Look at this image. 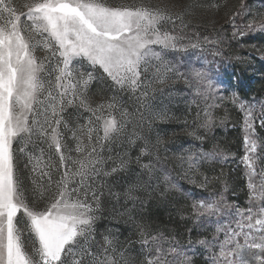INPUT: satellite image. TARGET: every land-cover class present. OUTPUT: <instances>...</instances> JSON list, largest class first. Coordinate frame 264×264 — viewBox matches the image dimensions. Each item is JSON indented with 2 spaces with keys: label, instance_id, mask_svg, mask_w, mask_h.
<instances>
[{
  "label": "snow or ice",
  "instance_id": "obj_1",
  "mask_svg": "<svg viewBox=\"0 0 264 264\" xmlns=\"http://www.w3.org/2000/svg\"><path fill=\"white\" fill-rule=\"evenodd\" d=\"M190 8L113 5L107 0H27L17 6L13 0H0V264H133L115 235L118 229L97 228L105 201L121 202L113 183L131 170L128 152L113 153L112 145L123 141L131 147L142 141L135 158L141 171L132 170L137 179L124 190L125 203L134 208L136 193L154 183L176 185L166 169L157 168L156 145L135 131L144 113L128 112L116 95L95 101L93 85L127 92L139 102L149 89L160 91L158 86L181 80L205 101L216 99L212 93L217 86L206 72L187 65L181 70L179 62L167 59L168 51L200 46L182 44ZM257 28L264 31V18L248 22L239 34ZM37 50L44 55L37 56ZM231 99L245 117L248 207L227 205L223 195L194 199V219L218 217L224 209H231L225 213L231 219L218 221L210 238L189 239L186 245L163 233L149 240L146 226L135 223L142 264H191L189 252L195 254L196 245L210 253L211 264H256L258 258L264 264V168L257 169V160L264 156L257 155L252 138L257 119L264 127V101L241 100L237 93ZM196 106L194 125L210 127L214 105ZM85 112L90 115L81 123ZM149 115L168 118L163 110ZM132 120L136 123L128 131ZM217 156L180 157L184 178L196 184L190 174L201 161ZM142 157L148 162L141 163ZM24 169L30 175L25 176ZM141 174L147 180H141ZM131 211L125 207L118 215L134 220Z\"/></svg>",
  "mask_w": 264,
  "mask_h": 264
},
{
  "label": "rangeland",
  "instance_id": "obj_2",
  "mask_svg": "<svg viewBox=\"0 0 264 264\" xmlns=\"http://www.w3.org/2000/svg\"><path fill=\"white\" fill-rule=\"evenodd\" d=\"M26 2L27 0H13V3L17 6ZM107 2L113 5L175 4L181 8L191 5L190 15L186 17L190 20V25L183 29V34L186 35L182 44L199 43L200 46L197 48L189 46L186 50L182 49L180 51H168L167 59L179 62L181 70H184V66L187 65L189 68L206 72L217 86L212 93V96L216 99L209 98L205 101L202 97L196 96L195 92L190 90L183 81L177 80L158 86L161 89L160 91L149 89V95L138 102L134 95L127 92L114 91L108 85H93V91L96 93L94 96L95 101L100 102L116 95L121 106L125 107L128 112L135 113L139 109L144 113L145 120L135 128V131L141 137L156 145L155 151L160 158L157 168L166 169L172 178V183L176 185L175 188H169L166 185L154 183L153 187H149L147 191H138L136 195L139 200L133 208L132 203L124 202L123 192L129 182H135L137 179L132 174V170L137 173L141 171L139 165L135 162V158L139 155V147L142 141L138 140L131 147H128L123 141H117L112 145L113 153L128 152V155L132 158L131 170L124 173L123 178L115 181V183H113L111 177L108 178V182L113 183V190L121 193V202L117 203L115 200L105 201L103 213L97 222V228L99 232H104L108 228L118 229L115 235L120 244L127 249L133 264H142L145 257L141 253V237L138 235L134 224L140 223L146 226L149 240L151 236H158L161 233L165 237H172L164 232L157 219L158 216H156L159 209H164V207H160L162 203L166 202L164 199H167L168 202L180 201L189 189L195 193L192 194L193 196L190 194L192 200L219 199L222 194L208 189L207 186L215 165L218 163L233 164L235 161L237 163L238 160H243L246 155L245 137L247 131L244 127L245 117L238 103H233L231 97L233 93H237L241 100L253 101V99H246L240 95L241 88H248L251 83L260 82L262 79L261 74L264 69L259 68V65H264V31L257 28L255 32H245L241 36L239 30H243L250 21L256 24L259 23L261 18H264V0H107ZM239 14L244 15V19L238 18ZM167 27L172 30V25H167ZM175 30L180 31L179 28ZM234 33H236L235 36ZM205 37H207V42L204 39ZM211 41H217V43ZM36 54L37 56L44 55L40 50H37ZM244 75L248 76L250 81L243 79ZM219 97H223V99L221 100ZM194 99L196 104L200 105V108L205 107L206 104L214 105L211 108L213 123L210 127L200 128L194 125L195 113L199 110L196 104L192 103ZM157 110L165 111L168 118L151 119L150 112ZM237 114L239 118H233ZM89 115V113H83L80 122L84 123ZM135 123L136 121L132 120L128 131H132V125ZM254 127L255 134L252 138L257 141L259 139L256 130L257 121ZM229 130H232L231 132H234V134L243 133V155H239V150L234 144L226 147V143L229 141L227 134L230 132ZM197 136L202 137V139H197ZM157 140L160 143H157ZM13 147L15 149L17 145L14 144ZM258 148L257 142V155H260ZM210 152L218 153L217 158L201 161L195 174H190L191 179H194L196 184L190 183L189 179L184 178L179 158L187 156L189 153L195 155ZM146 162H148L147 157H142L141 163ZM24 163L25 159L21 156L20 164L23 165ZM243 163L245 165L244 160ZM23 171L25 176L30 175L28 169ZM205 178H207L206 183ZM228 178L233 182L236 180V175L229 174ZM140 179L147 180V177L141 174ZM184 186H190V188L185 190ZM223 197L225 204L232 205L227 196L223 195ZM233 198L236 197L233 196ZM140 201H143V203L141 204ZM234 202L237 203V201ZM38 207H42V205H38ZM125 207L132 209L130 215L134 220H130L128 214L118 215V212L123 211ZM227 211H231V209L222 210L218 217L198 220L197 224L202 225L208 222L215 232L218 221L227 223L231 219V217L225 215ZM176 240L178 239L176 238ZM178 241L180 242V240ZM197 249L204 250L196 245L195 253H197ZM27 250L32 251L31 241L27 244ZM189 255L192 261L194 254L189 252ZM206 255H210V253L207 251Z\"/></svg>",
  "mask_w": 264,
  "mask_h": 264
},
{
  "label": "trees",
  "instance_id": "obj_3",
  "mask_svg": "<svg viewBox=\"0 0 264 264\" xmlns=\"http://www.w3.org/2000/svg\"><path fill=\"white\" fill-rule=\"evenodd\" d=\"M238 18L244 19V15L239 14ZM261 64V63H260ZM259 68L264 69V65H259ZM262 66V67H261ZM264 72L261 74V81L256 83H251L248 88H241L240 95L246 99H254L256 101H264ZM243 79H247L250 81V78L244 75ZM233 118H239V115H235ZM236 120V119H235ZM257 134L259 139L258 142V150L260 156H264V127H261L259 121L257 120ZM228 136L229 141L226 143V147H229L231 144L236 146L239 150V155H243L244 149L243 145V133L234 134L229 130ZM264 168V159H259L257 161V169ZM246 167L243 163V160L236 161L232 163H218L215 165V168L212 172V178L210 176V181L208 189L213 190L216 193H221L224 196H227L228 201L234 205L238 206L241 209L248 207V189L246 186ZM236 175V180L232 182L228 176ZM258 178V177H257ZM227 186V191L225 188ZM185 187V186H184ZM190 186L185 187V190L189 189ZM190 194L194 195L195 193L190 189L186 191L184 197L181 198L180 201H172L168 202L167 199H164L166 202L162 203L160 207H164V209H159L156 216H158V222L162 225L164 232L172 237L177 238L183 244H186L189 239L193 241L197 239L210 238L214 234V229L212 230L209 223L205 222L202 225L197 224L196 219H194L191 215V204L192 198H190ZM192 195V196H193ZM235 196L236 198H233ZM234 201H237L234 202ZM236 203V205H235ZM205 250H198L197 253L194 254L192 258L191 264H211L210 255H206ZM256 264H259V258L256 261Z\"/></svg>",
  "mask_w": 264,
  "mask_h": 264
}]
</instances>
